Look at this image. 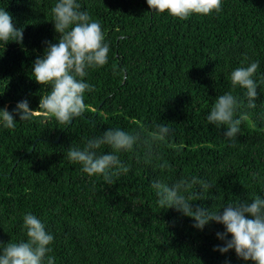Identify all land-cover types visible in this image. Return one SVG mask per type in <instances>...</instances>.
<instances>
[{
  "label": "trees",
  "instance_id": "1",
  "mask_svg": "<svg viewBox=\"0 0 264 264\" xmlns=\"http://www.w3.org/2000/svg\"><path fill=\"white\" fill-rule=\"evenodd\" d=\"M56 2L0 0L24 29L22 44L0 42V108L12 112L26 99L38 110L47 94L31 71L44 42L58 39ZM79 2L102 25L108 64L88 70L94 91L69 126L44 114L17 116L14 129L0 125V241L26 240L23 216L31 212L54 236L55 264H246L234 251L213 250L223 225L194 228V220L159 206L151 183L205 178L215 188L193 203L206 208L264 197V0H223L219 14L188 20L152 12L146 0ZM245 56L259 62L258 98L233 144L207 116L228 91L246 102L245 90L230 80ZM161 123L174 130L157 142L161 159L147 164L142 151L121 153L131 170L113 184L67 159L71 146L82 148L109 128L147 135Z\"/></svg>",
  "mask_w": 264,
  "mask_h": 264
},
{
  "label": "clouds",
  "instance_id": "2",
  "mask_svg": "<svg viewBox=\"0 0 264 264\" xmlns=\"http://www.w3.org/2000/svg\"><path fill=\"white\" fill-rule=\"evenodd\" d=\"M146 3L152 12L167 13L179 20H188L193 15L219 14L223 8V0H146ZM51 12L58 39L44 42V53L35 59L31 71L32 79L46 88L47 94L41 96L38 110H32L26 99L18 102L12 112L0 108V125L4 128L14 129L17 116L19 121H29L39 114L54 117L60 124L69 126L86 111L85 93L94 91V86L85 79L88 70L108 64L110 46L106 43L102 25L88 11L82 10L79 0H57ZM23 32V28L16 27L12 15L0 8V42L5 46L13 42L22 44ZM248 60L245 56L241 66L230 74L233 89L245 90L246 102L228 91L216 98L207 116L210 124L225 127L224 136L233 144L243 122L249 119L247 110L256 108L258 98L254 77L259 62L249 63ZM173 131L169 123L156 125L147 135L142 130L129 132L109 128L102 135L87 139L82 148L71 146L67 150V159L80 164L88 176H102L106 183L113 184V177L131 170V166L121 160V153L142 151L145 163L159 161L157 142L170 138ZM105 147L110 151L104 152ZM158 166L161 169L168 167L167 163ZM151 187L161 208H174L194 220V228L203 230L213 222L223 225L225 231L216 233L222 244L214 251L221 254L234 251L246 264H264V197L237 199L221 207L214 203L211 208H206L193 203L205 199L203 193L215 188L205 178L181 177L173 183L157 178ZM194 187L196 191H193ZM23 227L26 240L0 241V264H55V257L49 255L54 236L46 231L41 219L27 212L23 216Z\"/></svg>",
  "mask_w": 264,
  "mask_h": 264
},
{
  "label": "water",
  "instance_id": "3",
  "mask_svg": "<svg viewBox=\"0 0 264 264\" xmlns=\"http://www.w3.org/2000/svg\"><path fill=\"white\" fill-rule=\"evenodd\" d=\"M72 122H70V124H71ZM34 147V146H33ZM33 149V148H32ZM32 149L29 151V152H31L32 151Z\"/></svg>",
  "mask_w": 264,
  "mask_h": 264
}]
</instances>
